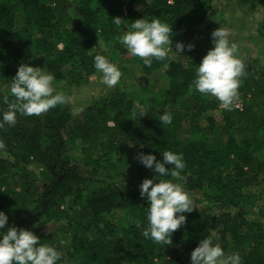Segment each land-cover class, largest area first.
Listing matches in <instances>:
<instances>
[{
    "label": "trees",
    "instance_id": "1",
    "mask_svg": "<svg viewBox=\"0 0 264 264\" xmlns=\"http://www.w3.org/2000/svg\"><path fill=\"white\" fill-rule=\"evenodd\" d=\"M238 3L264 16V0ZM207 10L205 0H0V121L7 110L4 97L14 99L9 86L21 64L46 68L53 82L85 83L96 74L95 55L107 49L116 66L137 60L124 59L127 50L118 41L135 20L168 24L175 52L176 36L200 30ZM240 59L246 71L239 87L243 103L232 111L219 110L215 98L194 89L196 58L180 54L153 59L150 67L140 61L144 75L160 72L165 86L159 89L133 86L127 93L116 87L75 119L68 103L40 116L17 113L14 126L0 129L6 227L33 231L41 244L62 253L57 264H191V252L209 237L225 254L238 252L241 264H264V67L251 54ZM165 113L172 116L170 124L159 120ZM218 130L223 138L217 140ZM237 131L238 140L232 135ZM126 150L139 176L158 174L135 159L140 153L161 163L165 151L183 156L186 181L173 182L198 204L183 213L186 223L169 246L143 236L148 203L140 186L118 182ZM31 164L45 172L43 180H32ZM17 176L26 188L12 181ZM6 231L0 229V237ZM64 240L69 242L62 252Z\"/></svg>",
    "mask_w": 264,
    "mask_h": 264
},
{
    "label": "clouds",
    "instance_id": "2",
    "mask_svg": "<svg viewBox=\"0 0 264 264\" xmlns=\"http://www.w3.org/2000/svg\"><path fill=\"white\" fill-rule=\"evenodd\" d=\"M112 22L120 26L123 20L114 18ZM172 35L171 27L159 19L151 22L137 19L118 37V41L131 57L139 58L150 67L153 59L163 61L170 58L169 53L174 57L185 50V45L178 42L175 44L176 51L173 52ZM229 35V31L224 28H218L211 33L214 46L196 68L192 84L202 96L215 98L221 109L232 111L238 104L241 77L246 76V71L244 62L237 56L236 45L229 42ZM187 50L192 51L193 45H187ZM94 68L100 74L101 83L108 88L115 87L123 75L115 64L101 54L95 55ZM11 80L9 90L14 99L10 102L7 95L4 97L7 110L0 121V129L5 125L14 126L17 113L22 116H40L67 103V96L54 89L55 76L46 68L21 64ZM145 115L142 114L141 117ZM159 120L165 125L170 124L172 116L165 113ZM4 147L3 141H0V149ZM162 157V163L151 154L140 153L135 159L162 177L159 182L144 179L139 187L140 196L146 198L148 203V223L143 236L155 244L169 246L172 244V234L186 223L183 213H191L195 206L182 184L173 182L186 181V176L182 175L185 169L182 154L165 151ZM165 165L172 167L166 168ZM167 176L172 180L163 179ZM7 219L0 212V229L7 228L0 237V264H57L61 260L62 253L48 244H41L40 238L33 231L14 226L6 227ZM190 259L191 264H241L238 252L225 254L219 244L213 245L210 237L199 242L191 252Z\"/></svg>",
    "mask_w": 264,
    "mask_h": 264
},
{
    "label": "rangeland",
    "instance_id": "3",
    "mask_svg": "<svg viewBox=\"0 0 264 264\" xmlns=\"http://www.w3.org/2000/svg\"><path fill=\"white\" fill-rule=\"evenodd\" d=\"M205 1L208 3V10L202 20L200 30H186L183 33H179L175 38V44L179 42L185 45V50L180 54L190 60H195L196 58V67H198L202 58L207 54L211 47L214 46L212 43L211 33L218 28H224L230 33L228 37L230 44L236 45L238 58L251 54V57H256L260 60L259 66L264 67V27L261 25L264 16L261 13V9L256 11H249V7L243 9V7L239 5L238 0ZM189 44L193 45L192 51L187 50V45ZM103 53V55L110 61L109 57L110 55H113V51L107 49V51H104ZM121 56L124 59L131 57L128 53H123ZM169 56L174 58L173 54H169ZM176 57L177 56H175V59ZM124 59L123 61H125ZM140 61L142 60L137 58L134 63H129L127 60L125 63H116L117 67H120L119 70L123 73V75L120 82L113 88H108L101 83L100 74L98 72H96V74L85 83H70L69 80H63L53 82V87L56 92H63L67 96V103L71 107L70 112L75 119L78 118L82 110L92 102L102 101L103 99L109 97L111 93L115 91L114 89L116 87L117 89L122 88L127 93H130L133 86L136 87L138 91L146 85L155 90L159 89L161 85L165 86V84H163V80L161 79L160 72H153L152 77L144 75L142 73V69L137 67L138 65L140 66ZM126 62H128L129 65L126 66ZM210 98L213 99V97ZM242 103V99H239L237 105L241 106ZM218 109L222 110L219 106ZM221 116L222 114H219L217 122H220ZM218 132L220 133V130H218ZM232 135H234L237 140L242 137L238 131L233 132ZM218 137L223 138L221 133L219 136L217 135V140ZM221 142H223V140ZM128 151L131 150L123 152L118 163L117 172L121 174L118 182L121 186L127 185L129 187H137L141 185L144 179H154V182H159V179L162 178L159 174L151 173V177L148 175L139 176L134 169L133 160L129 157L131 156V153H128ZM28 168L31 170L29 172L32 180L37 179L41 181L45 178V172L39 169L38 166L31 164ZM12 181L17 182V185H22L24 183V188L28 186V183L25 182L26 180H20L18 179V176L14 177ZM39 193V190L36 191V196H38ZM188 194L192 200L196 198L195 195L193 196L191 193ZM194 204L197 206L198 203ZM57 241H59V239H57ZM68 242V240L63 241L62 248L60 249L62 252L65 251L68 246Z\"/></svg>",
    "mask_w": 264,
    "mask_h": 264
},
{
    "label": "built area",
    "instance_id": "4",
    "mask_svg": "<svg viewBox=\"0 0 264 264\" xmlns=\"http://www.w3.org/2000/svg\"><path fill=\"white\" fill-rule=\"evenodd\" d=\"M236 108H241V106H238V105H237Z\"/></svg>",
    "mask_w": 264,
    "mask_h": 264
}]
</instances>
